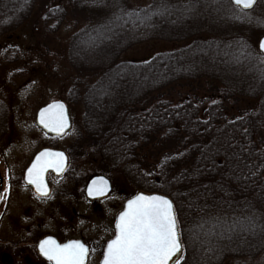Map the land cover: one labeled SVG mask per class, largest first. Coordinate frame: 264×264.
Returning <instances> with one entry per match:
<instances>
[{"label": "trees", "instance_id": "obj_1", "mask_svg": "<svg viewBox=\"0 0 264 264\" xmlns=\"http://www.w3.org/2000/svg\"><path fill=\"white\" fill-rule=\"evenodd\" d=\"M46 1L0 0V37ZM50 7L45 18L69 14L83 23L69 56L70 99L84 108L85 158L115 182L173 199L185 246L180 264L264 259V55L257 47L264 0L249 11L231 0ZM152 40L181 46L122 59Z\"/></svg>", "mask_w": 264, "mask_h": 264}, {"label": "rangeland", "instance_id": "obj_2", "mask_svg": "<svg viewBox=\"0 0 264 264\" xmlns=\"http://www.w3.org/2000/svg\"><path fill=\"white\" fill-rule=\"evenodd\" d=\"M131 2L134 6H145L151 0ZM68 3L69 0L38 3L27 22L0 37V167L5 181L9 178L16 181L34 154L47 145L72 150L81 165L79 169L84 181L101 170L102 165L85 158L84 146L79 143L84 108L70 99V43L83 23L69 14L63 19H59L56 14L44 17L47 7L58 6L65 10ZM261 37L257 39V47ZM180 46L174 41L152 40L132 47L123 54L122 59L145 60ZM203 86L209 87L205 83ZM189 88L185 86L180 89L181 98L190 92ZM53 100H64L73 120L72 129L60 138L48 135L36 122L39 109ZM115 184L113 195L100 203L99 209H95L91 202L88 203L86 197L81 198L75 186L70 187L73 189L71 197L66 184L67 195L61 199H69L67 204L73 202L77 206L79 212L75 214H63L46 208L37 214H31L26 209L20 210L22 200L29 196L23 186L13 185L9 213L5 215L4 205H0V264H52L39 254L36 245L39 237L47 230L55 233L64 231L62 239L73 232L86 231L88 239L94 237L100 243L106 242L110 235L103 227L112 226L126 198L140 191L124 178ZM24 203L31 204L26 199ZM94 249L89 264H99L102 248L95 246ZM248 264H264V259L248 260Z\"/></svg>", "mask_w": 264, "mask_h": 264}, {"label": "snow or ice", "instance_id": "obj_3", "mask_svg": "<svg viewBox=\"0 0 264 264\" xmlns=\"http://www.w3.org/2000/svg\"><path fill=\"white\" fill-rule=\"evenodd\" d=\"M255 3L256 0H234L235 6L242 9H251ZM261 47L264 48V43ZM40 123L57 135L63 133L69 126L64 105L57 103L44 109L40 113ZM66 159L63 152L45 151L28 168V182L35 186L40 196L49 195L45 182L47 170L63 172ZM107 190L108 182L100 178L92 182L87 192L89 196H103ZM115 227V238L107 243L102 264H169L181 251L173 204L163 196L139 194L129 200ZM39 250L52 264H87L90 254L89 248L79 240L61 244L51 237L39 243Z\"/></svg>", "mask_w": 264, "mask_h": 264}, {"label": "flooded vegetation", "instance_id": "obj_4", "mask_svg": "<svg viewBox=\"0 0 264 264\" xmlns=\"http://www.w3.org/2000/svg\"><path fill=\"white\" fill-rule=\"evenodd\" d=\"M48 135H50L54 138H60V137L52 135V134H48ZM43 148L60 149V150L65 151L68 155V166H67L66 171L62 175H57L53 171H49L47 173V181H48V184L51 188V192L49 193V195L47 197L40 196L37 193V191L35 190V188L31 184H28L25 180L26 170L29 168L34 156L36 155V153L39 152L40 150H42ZM40 150H38L34 154L30 163L24 169L22 175L19 176L18 178H16V181H13V179H10V178L5 181V179L3 178V193H2V199L0 200V205L1 204L4 205L3 213L5 215L7 213H9V211L11 210V204H12L11 197L13 194V187H14L13 185L20 184L27 191L29 197H26L22 200L20 210L26 209V210L30 211L31 214L40 213L39 211L42 208H46L47 210L59 211V212H62L63 214L78 213L79 209L77 208L76 205H74L73 202L71 204H67V201L69 199H67L66 201L61 199L63 196L67 195V192H66L67 187L65 186L66 184L69 186V189H70L69 192H71V197L73 196L72 195L73 189H71L70 187L72 186V188H73L75 186V190L78 191V193L80 194V197L81 198H83V196L86 197L88 203L91 202L95 206V209H99L100 203H102L105 200H108L111 197V195H113L114 191L116 190L115 189L116 188L115 182L110 177H108L112 182V191L109 194V196L104 197V198L95 199V200L90 199L86 193V189H87V186H88V183H89L91 177H89L88 180L84 181V177L81 175L82 172L79 169L81 167L80 163L72 161L70 153L67 149H62V148H59V147L54 146V145H47V146L42 147ZM59 181H61V182H59ZM63 181H65V182H63ZM5 185H6V195L4 196ZM131 196H129V197H131ZM57 197H59V198H57ZM128 198H126V200ZM25 199L29 200L31 202V204L24 203ZM123 207H124V204H123ZM123 207L118 211V213L123 209ZM118 213H116V216L114 218V223L112 226L103 227V230H107V232L110 235L109 238L104 243H100V240H98L94 237H92L91 239H88L86 231H84V232L83 231L73 232V234H70V236L66 237L65 239H62L63 235H65L64 231H61V233H55L52 230H47V232L45 234L41 235L39 237V239L37 240V244H36L37 250H38V243L43 238H45L47 236H54L55 238H57L59 240L60 243H66V242L71 241V240L83 241L85 244L88 245V247L90 249V254H89L90 256H91V254L93 255V253H95V251H92L95 246H101V248H102L101 256H102L103 252H104L105 245L107 244V241L110 240L111 238H113L116 234L115 223H116V218H117ZM21 227H25V225H21ZM26 227H32V226H26ZM28 231H30V229H28ZM90 256L88 257L87 264H89V262H90V260H89Z\"/></svg>", "mask_w": 264, "mask_h": 264}, {"label": "water", "instance_id": "obj_5", "mask_svg": "<svg viewBox=\"0 0 264 264\" xmlns=\"http://www.w3.org/2000/svg\"><path fill=\"white\" fill-rule=\"evenodd\" d=\"M231 1H232V3L234 4V0H231ZM259 1H260V0H256L255 5H254L251 9H243V10H247V11H249V10L254 9V8L256 7V5L258 4ZM234 5H235V4H234ZM241 9H242V8H241ZM262 43H264V35L260 38L259 43H258L259 50L264 54V48L261 47V44H262ZM57 103H59V104H63V105H64V107H65V112H66V115H67V118H68V124H69V126H68V127L64 130V132L61 133L60 135H57L55 132L50 131L49 129L45 128V127L43 126V124L40 123V113H41L44 109L48 108L50 105L57 104ZM36 122H37L38 126L41 127L42 129H44L46 132H48V133H50V134H53V135H56V136H63V135H64L65 133H67V132L71 129V127H72V119H71V116H70L69 107L67 106L66 102L63 101V100H54V101H52V102L46 104L45 106L41 107V108L39 109L38 113H37ZM45 151H51V152H63L64 155H65L66 158H67V159H66V162H65V168H64V171H63V172H59V173H58V172H56L54 169L49 168V169L47 170V172L45 173V182L47 183V186H48V189H49V193H50V192H51V188H50V186H49V184H48V181H47V173H48L49 171H53V172H55V174H57V175H62V174L66 171L67 166H68V155H67V153H66L65 151L60 150V149H56V148H43L42 150H40V151L35 155V157L33 158L32 162H31V164H30V166H29V168H30L31 165L36 161V158L40 155V153L45 152ZM27 170H28V169H27ZM27 170H26V172H25V180H26V182H27L28 184H30V183L28 182V179H27ZM100 178H103L104 180H106V181L108 182V190H107L106 194L103 195V196H89V195H88V192H87V189L89 188V186L92 184V182H93L94 180H97V181H98ZM31 185H32V184H31ZM32 186L35 188L34 185H32ZM87 189H86V193H87V195L89 196L90 199L95 200V199H99V198H104V197L109 196V194L111 193V191H112V182H111V180H110L106 175H104V174H97V175H94V176L90 179V181H89V183H88V186H87ZM35 190H36V188H35ZM2 192H3V177H2L1 168H0V197L2 196ZM139 194H144V195H146V196H153V195L163 196V197H165V198L171 200V201H172V204H173V208H174L175 214H176V217H177L176 207H175V203H174L173 199H172L169 195L164 194V193H160V192H145V191H139V192H137L136 194H134L133 196H131L130 198H128V199L126 200V202H125V204H124V208L121 210V212L124 211V210L126 209L127 202H128L129 200H131V199H134V198H135L137 195H139ZM121 212H120V213H121ZM120 213L117 215L116 223H117V220H118V217H119ZM177 221H178V217H177ZM116 223H115V225H116ZM178 225H179V222H178ZM179 233H180V240H181V243H182L181 251H180L179 253H177V256L173 257V259H172L171 261H169V264H173V262H176V264H178V263L183 259V257H184L185 248H184V243H183L182 236H181L180 226H179ZM115 235H116V234H115ZM49 237H51L52 239H54V240H56L58 243H60L59 240H58L57 238H55L54 236H47V237L43 238L42 240L47 239V238H49ZM114 238H115V236H114L112 239H114ZM112 239H110L108 242H110ZM42 240H41V241H42ZM41 241H40V242H41ZM71 241H73V240H71ZM79 241H81V240H79ZM40 242H39V243H40ZM68 242H70V241H68ZM68 242H66V243H68ZM81 242H83V241H81ZM108 242H107V243H108ZM39 243H38V251H39V253L41 254V256L44 257L43 254H42V253L40 252V250H39ZM83 243H84V242H83ZM61 244H64V243H61ZM84 244H85V243H84ZM85 245L88 247L87 244H85ZM106 246H107V244H106ZM106 246H105V249H106ZM88 248H89V247H88ZM105 249H104V251H105ZM89 250H90V249H89ZM103 255H104V253H103ZM103 255H102V258H101L99 264H102ZM44 258L47 259L46 257H44ZM177 258H178V260H177ZM87 260H88V258H87Z\"/></svg>", "mask_w": 264, "mask_h": 264}]
</instances>
